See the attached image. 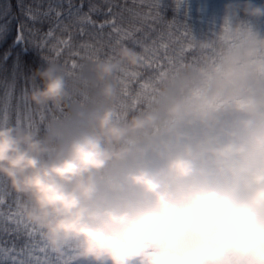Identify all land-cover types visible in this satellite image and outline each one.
<instances>
[{
    "label": "clouds",
    "instance_id": "9594fccd",
    "mask_svg": "<svg viewBox=\"0 0 264 264\" xmlns=\"http://www.w3.org/2000/svg\"><path fill=\"white\" fill-rule=\"evenodd\" d=\"M224 9L258 19L264 0H233ZM249 40L225 49L223 79L200 106L250 78L264 35L252 31ZM121 61L136 64L137 52L119 48L118 59L93 66L97 78ZM31 80L35 105L66 103L62 65L49 61ZM99 94L110 100L114 84L105 81ZM156 119L146 112L122 121L97 104L70 107L42 133L0 124V174L50 248L62 252L71 243L89 264H264V118L238 112L226 126L201 122L163 148L136 141Z\"/></svg>",
    "mask_w": 264,
    "mask_h": 264
},
{
    "label": "trees",
    "instance_id": "16d2710c",
    "mask_svg": "<svg viewBox=\"0 0 264 264\" xmlns=\"http://www.w3.org/2000/svg\"><path fill=\"white\" fill-rule=\"evenodd\" d=\"M36 5L37 0H0V116L5 108L17 116V108L22 107L21 125L36 128L42 133L49 121L63 118L70 107L111 106L116 117L122 121L131 115L152 112L157 119L137 133L135 140L153 148H163L171 141L192 135L201 122L212 127L220 124L210 120L221 114L222 103L216 97L210 104L198 107L204 109L205 115L192 102L195 99L207 101L212 91L205 95L210 87L203 79L199 80L211 67L207 53L213 52L217 58L214 46L220 44L226 49L221 35H207L209 26H203L206 17L194 12L193 0H162L160 11L163 21L171 22L177 29L155 44L150 40H144L142 44L121 40L113 41L104 51L81 48L78 54L66 52L59 56L49 55L34 42L32 30H46L49 26L47 22L41 24L28 18L27 12ZM142 33L143 30L137 35ZM20 35L21 42L17 43ZM205 37L213 41H206ZM121 47L135 50L137 63L121 61L105 80L98 79L93 66L118 59ZM49 61L62 65L66 79V103L58 108L50 104L37 106L29 99L33 72ZM105 81H111L115 86V95L110 100L99 94ZM249 83L241 90L238 99L244 104L248 101L264 103L263 81ZM175 104L180 105V110L169 113L168 109ZM237 104L240 105L239 102ZM21 200L8 179L0 174V209L4 217L10 215L15 221V224L5 223L0 231V243L5 248L15 246L19 256L32 253L35 258L29 262L43 258L45 254L53 256L56 262L79 259L71 243L65 245L62 252L50 248L42 230L24 216Z\"/></svg>",
    "mask_w": 264,
    "mask_h": 264
},
{
    "label": "snow or ice",
    "instance_id": "6c2138e0",
    "mask_svg": "<svg viewBox=\"0 0 264 264\" xmlns=\"http://www.w3.org/2000/svg\"><path fill=\"white\" fill-rule=\"evenodd\" d=\"M161 3L162 0H37L27 16L34 22L48 23L46 30H32L33 39L49 55L59 56L66 52L78 54L81 48L104 51L113 41L142 44L150 40L155 44L171 36L177 27L163 21ZM5 223L15 221L4 217L0 209V231ZM17 251L15 246L5 248L0 243V264H24Z\"/></svg>",
    "mask_w": 264,
    "mask_h": 264
},
{
    "label": "rangeland",
    "instance_id": "374dc122",
    "mask_svg": "<svg viewBox=\"0 0 264 264\" xmlns=\"http://www.w3.org/2000/svg\"><path fill=\"white\" fill-rule=\"evenodd\" d=\"M232 2L233 0H193V8L195 7L194 12L197 14H204L206 17V22H204L203 26L205 24L209 26L207 35H212L213 37L215 35H221V42L225 44L226 49L235 48L243 43H250L251 41L249 40V34L252 31L257 32L260 35H264V17L258 19H249L244 17L242 14L235 17L230 16L225 12L224 6ZM257 2H262V0H257ZM222 23L224 26H222ZM217 38L218 37H215V39ZM21 39L22 36L20 35L16 42H21ZM197 40H199V38H197ZM205 40L209 42L213 41L212 38L206 37ZM214 49L217 53V58L213 52L211 54L207 53V61L211 62V67L208 68V71H205L206 75H204L203 78H199V80L203 79V81L206 82V85L210 87L205 95H207L210 90L213 89V86L218 80L223 79L221 61L225 47H222V45L218 44L214 46ZM221 50H223V53ZM250 64L252 65L251 76L246 82L240 85L230 84L226 89L220 90L219 94L216 96L220 104L222 103L221 114L218 115L216 119L211 118L210 120L220 123L218 125H228L231 121V118L238 112L250 113L254 114L257 118H264V103L257 101L250 103V101H248L247 104H244L238 99L239 93L245 88L247 84H250L249 82L257 84L260 80H262L264 83V48L256 49V53L251 59ZM196 100L197 99L192 100V102H194L195 107L198 108L200 107L198 103L200 101ZM237 102H239L240 105H238ZM21 111L22 107H18L16 110V116L15 114L9 112L7 108H5L4 114L0 116V124L6 125L8 123H15L21 125V121L23 120ZM198 111H203L202 114L205 113L204 109L201 108H198ZM218 111L220 112L219 109ZM7 218L12 219L10 215H8ZM16 255L19 256L20 253H16ZM24 255L19 256V259L22 260L24 264H39L42 262L43 264H47V260L49 264H88L87 261L81 259H64L63 262H56L52 258L53 256H47L46 254L43 258L35 259L29 262L31 258L33 259L35 257L32 256V253Z\"/></svg>",
    "mask_w": 264,
    "mask_h": 264
}]
</instances>
